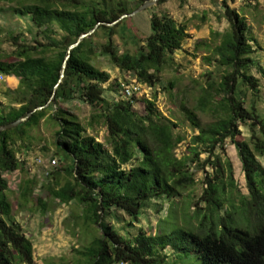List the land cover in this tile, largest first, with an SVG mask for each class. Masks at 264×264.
Returning <instances> with one entry per match:
<instances>
[{"label": "trees", "instance_id": "obj_1", "mask_svg": "<svg viewBox=\"0 0 264 264\" xmlns=\"http://www.w3.org/2000/svg\"><path fill=\"white\" fill-rule=\"evenodd\" d=\"M233 1L219 0L229 29L218 35L220 41L212 51L218 75L208 72L209 90H203L197 105L183 108L196 133L178 156L176 148L183 137L176 132L177 125L161 114L154 99L137 93L124 97L120 83L116 91L104 87L110 74L96 62L104 58L133 75L136 83L165 88L162 74L173 68V55L189 37L184 24L167 13L151 14L149 32L142 43L136 42L134 53L120 51L113 40L123 20L100 25L71 50L60 78L68 46L98 22L111 23L118 17L110 15L106 4L86 0H0V11L24 19L31 38L25 41L20 31L11 36L10 53L0 50V74L17 80L13 104L0 109V126L48 103L20 125L0 131V264H35L32 242L12 213L6 175L23 168L13 149L15 140H24L26 130L43 117L58 125L56 148L63 153L59 158L66 176L62 185L55 178L60 186L50 187V195L60 203L80 204L85 223L98 231L83 247L77 264H264V165L258 159L264 158V110L258 107L259 79L252 73L255 69L264 77V67L252 55L251 42L256 41L246 19L229 7ZM99 31L104 42L96 40ZM167 85L173 88L174 82ZM75 101L87 107L88 126L103 122L104 141L86 134L67 111L64 105ZM202 113H208L210 121L203 123ZM240 127L247 129L248 138L239 139ZM227 142L236 149L245 187L241 193L230 179L236 201L226 205L219 200V179L205 173L199 202L206 212L196 227L170 222L165 228L159 223L156 233L139 230L134 237L116 230L111 219L118 211L134 223L152 201L178 197L195 184L194 169L214 166V150ZM203 153L207 157L201 161ZM56 167L57 163L46 175L59 176ZM34 187L33 179L22 180V206L36 200L41 205ZM174 210L175 204L168 216ZM167 248L173 251L171 259L164 252Z\"/></svg>", "mask_w": 264, "mask_h": 264}, {"label": "rangeland", "instance_id": "obj_2", "mask_svg": "<svg viewBox=\"0 0 264 264\" xmlns=\"http://www.w3.org/2000/svg\"><path fill=\"white\" fill-rule=\"evenodd\" d=\"M86 1L98 3L101 6L102 3L106 4L110 15L116 19L123 14L133 12L147 0ZM228 4L231 9L236 10L246 19L256 41L251 42L252 55L264 67V0H234ZM2 6L3 3H0L1 9ZM153 13H167L178 24L186 26L185 33L189 36L184 40L182 48L173 55V68L162 74L165 88L160 85L150 87L136 83L133 75L121 72L104 58L99 57L96 66L110 74L109 81L103 85L104 87H113V90L116 91L119 83L120 85L123 82L135 83L139 86L137 91L139 97L155 100L157 109L165 118L177 125L176 132L183 137L182 142L176 148L178 156H182L186 152L191 137L196 133L186 121L183 108L197 105L198 97L203 93V90L205 92L209 90L205 83L208 72H211L213 77H217L218 70L212 51L220 41L218 35H223L229 29V24L222 14L219 0H157L143 11L122 19V26L120 29L117 28V32L113 36L120 51L128 50L131 53L136 51V42L139 40V43H142L143 37L149 32V18ZM26 26L27 23L24 19L12 16L9 12L0 11V50L10 53L14 49L11 36L20 31H24L25 41H31L30 36L24 30ZM98 35L100 36L96 40L104 42L105 38L101 36L103 32L99 31ZM252 73L259 79L261 101L258 103V107L263 111L264 77L255 69H252ZM168 81L174 82L173 88L167 89ZM16 86L15 78L0 74V109L13 104V91ZM120 98L122 97L120 96ZM64 106L85 128L86 134L95 136L97 141L105 140L106 128L102 121L88 126L89 114L86 106L76 101ZM199 118L203 123L211 119L208 113L199 114ZM57 130L58 125L46 117L41 118L37 125L28 128L24 140L17 139L13 144L15 155L23 168L6 175L12 213L32 242L35 264H77L82 260L80 254L83 247L89 244L93 236L98 234L94 225L85 223L80 204L75 201L67 204L60 203L50 195V187L58 188L66 180L61 169L63 164L60 161V158H63V153L56 148ZM240 130L241 137L239 139L248 138L247 129L240 127ZM206 157L207 154L203 153L199 158L203 161ZM52 159L56 161L55 170L60 174L56 177L53 174L46 175L47 171L50 173L53 170L49 166ZM211 159L215 162L214 166L206 165L202 171L194 169L196 181L192 187L180 191V195L171 201H152L142 211L139 221L131 223L128 215L118 211L116 214L118 218L111 219L116 230L124 236L134 237L139 234V230L149 234L156 233L159 223L163 224L165 228H170V222L173 225L196 227L198 218L206 212L205 204L199 202V197L203 192L201 181L204 179L205 173L219 179V200L226 205L236 201V189L229 183L230 179L237 182L241 193L245 192V187L243 177L239 172V160L234 145L227 142L223 148H216ZM258 159L264 165V158ZM231 169L234 170L233 177ZM27 178L35 181L34 194L36 197H40L41 205L36 200L22 206L19 186L22 180ZM55 178L60 183L59 186L56 185ZM154 204L157 206L153 207ZM173 204H175L173 216H168V211ZM196 212H199L198 217L195 215ZM164 252L169 259L173 258L171 255L173 251L170 248L165 249Z\"/></svg>", "mask_w": 264, "mask_h": 264}, {"label": "water", "instance_id": "obj_3", "mask_svg": "<svg viewBox=\"0 0 264 264\" xmlns=\"http://www.w3.org/2000/svg\"><path fill=\"white\" fill-rule=\"evenodd\" d=\"M157 0H147L145 1L142 5H140L136 10H134L133 12L129 13V14H123L121 15L116 21L114 22H111V23H108V22H98L95 27L93 29H91L89 32H86V33H82L79 35V37L77 38L76 42L70 44L67 48V51H66V56H65V60L62 64V67H61V71H60V78L63 77L64 75V70H65V66H66V60L69 58L70 56V53H71V50L73 48H75L85 37L89 36L90 34H92L100 25H107V26H112L114 25L116 22L126 18V17H130V16H133L135 15L136 13L140 12V11H143L146 7H149L150 5L154 4ZM60 81V79H59ZM57 86V85H56ZM55 86V88H56ZM48 103L43 105V106H37L35 107L33 110L29 111V112H26L24 115H22L20 118H18L17 120L13 121V122H10V123H7L5 125H2L0 126V131H3V130H7V129H11V128H14L18 125H20L21 123H23L24 121H26L31 115L32 113L38 111V110H41L45 107H47Z\"/></svg>", "mask_w": 264, "mask_h": 264}, {"label": "built area", "instance_id": "obj_4", "mask_svg": "<svg viewBox=\"0 0 264 264\" xmlns=\"http://www.w3.org/2000/svg\"><path fill=\"white\" fill-rule=\"evenodd\" d=\"M121 88H122L124 97H130L132 94L137 93V91L139 90V86H137L135 83H131V84L122 83ZM53 165L54 166L56 165V161L54 159L51 160V163L49 166L51 167Z\"/></svg>", "mask_w": 264, "mask_h": 264}]
</instances>
